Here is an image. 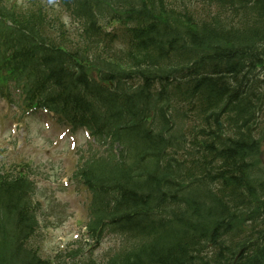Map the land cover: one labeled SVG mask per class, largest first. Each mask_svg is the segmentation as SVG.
<instances>
[{
    "label": "trees",
    "instance_id": "1",
    "mask_svg": "<svg viewBox=\"0 0 264 264\" xmlns=\"http://www.w3.org/2000/svg\"><path fill=\"white\" fill-rule=\"evenodd\" d=\"M135 1L82 0L75 14L78 18L84 14L85 29L97 31L99 35L96 37L100 41L112 40L115 36L113 31L102 32L103 18L106 24L118 21L125 28L129 52L132 51L131 54L135 56L134 63L149 53L155 55V59L156 54L170 55L173 45L185 48L184 39L188 38L192 47L202 46L213 51L216 56H221L216 59L220 65L228 64L227 74L231 78L221 71L223 78L215 77L214 83L201 79V82L207 83L203 86L200 98L213 103L215 98L222 96L224 90L230 88L231 82L235 83L232 88H236L229 93L227 101L232 102L237 116L234 111L228 115V132L219 127L214 130L211 125L197 127V132H212L201 140L198 136L189 140L191 150L197 153L192 160L200 172L198 179L204 180L202 170L208 168L205 160L219 162L215 180L220 184L219 192H223L220 196L216 195L218 192L204 190L203 199L185 197L178 201L175 193H161L165 177L150 176L151 172L143 168L134 172L135 176L139 175L137 178L129 175L134 166L124 154L120 159L122 166L127 168H122L119 162L110 158L104 163L102 172H98L95 165L97 161L84 171L87 184L93 191L89 230L101 234L104 226L110 225L113 231L120 229L123 235L134 240L132 246L120 249L105 264H263L264 245L247 253L249 243L254 240L253 235L244 237L241 233L247 234L248 226H239L246 215L257 214L256 219H261L260 224L264 223V203L249 202V199L264 196V184L254 183L250 172L244 169L249 152L253 153L258 145L254 141V128L251 129L248 122L252 115L256 121L264 103L263 97L250 88L256 87L254 71L264 65V49L255 46L259 36L254 34L253 28H238L228 33L208 29L201 35L175 16L159 25L154 21H146L152 18L151 8L137 14ZM255 5L260 8L258 16L264 17V0H255ZM34 20L31 12L0 5L2 31L8 36L10 45L18 48L17 52H7L5 66L17 84L24 86L22 92L27 100L30 99V103L51 104L74 125L87 123L96 133L111 132L115 139H119L118 130L125 121L122 113L128 112L124 92L127 91L126 86L122 84L121 90L104 89L103 95L88 105L75 102L73 82L64 79L60 72L52 73L49 70V65L53 63L48 64L45 59H48L47 53L52 43L43 38L37 39L42 27L30 29ZM257 24L264 30V21ZM27 28L29 35L23 34V39L18 38L16 34L19 35V30ZM62 66L67 72L72 71ZM249 66L254 71L248 73ZM55 101H58L57 104ZM232 105L228 108L231 109ZM214 121L218 123V119ZM168 145L174 146V143L169 142ZM143 153L140 152L141 155ZM23 172L15 174L4 166L0 167V264H56L50 259H43L39 249L33 245L39 226V203L33 197V181ZM135 181L138 186H135ZM141 185L144 187L140 188ZM145 186L148 187L145 189ZM232 188L245 196L244 199L238 196L240 200L243 199L245 206L233 208V204L240 202L236 200L237 195L232 194ZM152 189L159 191V198L155 193L148 192ZM154 197L158 198L157 205L154 209L150 206V211L148 205ZM260 203L262 213L250 207ZM136 213H141V217L135 220L125 218L128 214ZM199 213H211L214 223H209L208 217ZM218 213H224V216L219 217ZM240 247L247 249L237 257ZM207 248L209 254L206 255L203 250ZM77 258L78 252H75L67 264H79ZM81 264L104 263L89 260Z\"/></svg>",
    "mask_w": 264,
    "mask_h": 264
},
{
    "label": "rangeland",
    "instance_id": "2",
    "mask_svg": "<svg viewBox=\"0 0 264 264\" xmlns=\"http://www.w3.org/2000/svg\"><path fill=\"white\" fill-rule=\"evenodd\" d=\"M14 115V106L8 114H0V143L7 148L10 156L6 160L9 164L15 165L22 160L35 163L39 198L43 204L37 242L44 254L53 259L67 248L78 246L84 249L86 256L93 255L97 260L108 259L123 245V239L106 235L100 246L88 249L91 242H84L89 240L86 223L90 194L81 182L72 177L79 157V154L73 153L72 141L78 143L79 152V148H87V136L83 133L71 136L66 129L62 130L54 124L47 126L39 116L28 118V124L24 121L20 123Z\"/></svg>",
    "mask_w": 264,
    "mask_h": 264
},
{
    "label": "bare ground",
    "instance_id": "3",
    "mask_svg": "<svg viewBox=\"0 0 264 264\" xmlns=\"http://www.w3.org/2000/svg\"><path fill=\"white\" fill-rule=\"evenodd\" d=\"M103 53H105V52H103Z\"/></svg>",
    "mask_w": 264,
    "mask_h": 264
}]
</instances>
